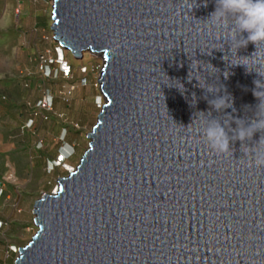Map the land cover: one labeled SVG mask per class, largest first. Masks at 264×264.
<instances>
[{
    "label": "water",
    "instance_id": "obj_1",
    "mask_svg": "<svg viewBox=\"0 0 264 264\" xmlns=\"http://www.w3.org/2000/svg\"><path fill=\"white\" fill-rule=\"evenodd\" d=\"M216 7L52 1L55 44L101 61L102 105L78 164L35 201L13 264H264V132L225 153L202 136L209 119L231 136L264 114V43L245 44ZM222 96L232 107L218 112Z\"/></svg>",
    "mask_w": 264,
    "mask_h": 264
},
{
    "label": "crops",
    "instance_id": "obj_2",
    "mask_svg": "<svg viewBox=\"0 0 264 264\" xmlns=\"http://www.w3.org/2000/svg\"><path fill=\"white\" fill-rule=\"evenodd\" d=\"M29 41L32 43L31 38ZM32 45L33 57L29 54L27 58L32 64L31 71L39 74L36 68L38 55ZM39 76L25 78L19 85L18 97L11 100L7 97V108L0 103V223L6 224L0 228V264H13L15 257L6 258L5 253L8 247L17 246L15 241L28 231L29 224L32 225L35 201L30 192L37 187L42 191L48 186V164L55 160L62 147L59 140L66 128L57 117L43 120L41 114H33L32 107L48 90V84L41 79L34 81ZM1 96L0 100L6 98ZM7 109L9 114L5 115ZM55 113L63 118L66 115L57 110ZM30 120L33 125L26 129Z\"/></svg>",
    "mask_w": 264,
    "mask_h": 264
},
{
    "label": "rangeland",
    "instance_id": "obj_3",
    "mask_svg": "<svg viewBox=\"0 0 264 264\" xmlns=\"http://www.w3.org/2000/svg\"><path fill=\"white\" fill-rule=\"evenodd\" d=\"M51 16V0H0V96H6L4 100H0V103L5 105V108H7V97H10V100L12 99V97H18L17 92L19 89V85L24 82L25 78H32L36 75L39 76V74L34 73L35 70L31 71L32 69L30 68L32 64H29L27 58L29 54L31 57H33L34 53L31 50L33 45L31 41H29V39L31 38V33L27 32L30 31L31 28H34V26L38 23L39 25H43L42 22L46 23L45 28L41 31V38L44 42H48L50 44L49 48H46L44 50H48L46 53L48 60H51L49 62H52L54 60L53 53L57 45L52 40L53 32L51 31ZM71 60L75 64L76 68L78 67L81 70L85 67L88 69V71L86 72L85 85L88 86L91 90V95H88V87H84L85 85L80 84L79 88L75 87V90L72 92L71 96L68 97L69 101L67 102L70 104L72 102V99H77L75 97L83 96L89 103L88 107V104L85 101H82L81 103L78 101L76 102V105H74V113L75 109H78L79 119H81V121L84 120V126H79L78 131L80 134H72L76 141H78L82 156L83 152L87 149L88 144L87 140L85 139V135L89 133V131L95 124V118L99 112L98 109L97 111H94L91 114L87 113L88 111L91 112L90 104H92V98L95 104H97L95 102L96 98L100 99L99 85L97 81L99 78L98 71L101 68L102 64L99 58L91 55H84V58H82L81 60H74L72 58ZM73 73H75V70L71 71V73H69V75L66 76L64 79H69L70 75ZM39 77L37 78V80L34 81L40 80L41 76ZM30 80L33 81L32 79ZM45 84H48V94L53 96L57 95L59 97L56 101V110L68 113L67 107L63 106L61 103H58V100H62L60 93H65L66 87L68 88L71 86L65 85V89L61 92H59V90H55V86L58 84L56 79L51 75L49 76L48 81H45ZM74 93L75 96H73ZM4 113L5 115L9 114L8 109ZM74 113H72L73 117H75L76 115ZM51 116L55 117L53 115ZM84 117L87 119L85 120ZM79 159H77L76 165L78 164ZM58 170L60 174H62V172L70 170V168H59ZM59 178L54 177L53 179H50V177L48 176V182H51L56 189V182ZM30 193L32 194L30 197L34 201L39 200L41 198V195L43 194L38 187L32 190ZM24 214L28 213L24 212ZM34 233L35 229L31 224H29L28 231L21 234L20 240L15 241L17 246H12V248L17 252L18 248L24 247L29 242L30 238L33 236ZM16 252L8 253L7 258H9L10 256L16 257Z\"/></svg>",
    "mask_w": 264,
    "mask_h": 264
},
{
    "label": "clouds",
    "instance_id": "obj_4",
    "mask_svg": "<svg viewBox=\"0 0 264 264\" xmlns=\"http://www.w3.org/2000/svg\"><path fill=\"white\" fill-rule=\"evenodd\" d=\"M216 4V11L212 14L211 18L215 17L217 21L222 24L227 23L230 19L231 24L229 26L231 28L239 31L240 34H247L246 38L242 37L245 44L251 42L257 46V44L264 43V0H216ZM64 53L66 52L56 46L54 50L55 59L53 60L54 63L57 64V68L61 72L63 78L66 77L64 75V70H66V58ZM45 57H47V54ZM81 73L85 75L82 71ZM45 92H48V90ZM95 102L97 104L101 103L102 105L101 98H96ZM209 103L211 107L218 112L232 107L230 100L226 98V96L215 98L209 101ZM261 103H264V101L260 100L257 109H259ZM97 104L94 103L95 106ZM96 108L98 107L96 106ZM233 111H235V109H233ZM236 121H243V123L237 124ZM235 123L237 126L235 129L231 130L233 134L229 136L228 131L225 129V125L222 126L217 119H209L202 129V136L208 147L217 153L229 152L231 150L229 147L230 140H239L242 146L246 140H251L254 133L258 131L264 132V114H260L259 112L254 114V117L247 122L243 119H236ZM62 137L63 135L59 140V142L62 143V147L59 149L55 160L50 162L51 166L48 165V167H52L53 170L69 168L67 162L74 156L73 146L63 143ZM257 144H264V137L261 136ZM255 164L257 166H264V153H258L256 155ZM70 170L72 171L73 169L70 168ZM70 170H67L66 173L68 174L71 172ZM9 248L6 253H10Z\"/></svg>",
    "mask_w": 264,
    "mask_h": 264
},
{
    "label": "trees",
    "instance_id": "obj_5",
    "mask_svg": "<svg viewBox=\"0 0 264 264\" xmlns=\"http://www.w3.org/2000/svg\"><path fill=\"white\" fill-rule=\"evenodd\" d=\"M41 3V2H40ZM43 25H39L36 24L34 26V28H31L30 31H28L27 33H31V40H32V43L34 44L35 46V49H36V56L41 54V55H46L47 51H44L46 48H49L50 44L48 42H44L41 38V31L45 28V24L44 22H42ZM34 31V32H33ZM33 37V39H32ZM56 48V47H55ZM64 56L66 58V65H65V68L66 70L71 73V71L75 70V73L71 74L70 75V78L69 79H64L61 72L58 70L57 68V64L54 63V61L52 62H49L51 60H48V71L50 73V75L52 77H54L57 81V84L59 85H56L55 86V90H59V92H61L62 90L65 89V85H68V86H73V87H78L81 85H85L86 84V74L83 75L80 71V69L76 66L75 64L73 63V61L71 60V57L67 54V53H64ZM53 58L55 59V55L53 53ZM84 87H88V86H84ZM67 88V87H66ZM89 89V94L88 95H91V90L90 88L88 87ZM53 96V95H52ZM73 96H75V93L73 94ZM54 99H53V104H52V110L55 112V110L57 109L56 107V101L57 99L59 98L57 95H54L53 96ZM77 99H72L71 103H67L69 100H66L63 99L61 97L62 100H58V103H61L63 106H66L67 107V110H68V113H66V115L64 114V116L66 117V119L69 121V122H73V123H76L78 124L80 127H83L84 126V120L81 121V119H79L78 117V109H75V113H74V108L76 105V102H87L86 99L83 97V96H79V97H75ZM74 102V104H73ZM87 107L89 106V103L87 102ZM90 111H88L87 113L88 114H91L93 113L94 111H97L98 108H96V106L94 105V101H93V98H92V104H90ZM77 111V113H76ZM64 112V111H62ZM72 113L76 114L75 117H73ZM81 116V115H80ZM85 118V117H84ZM87 118H85L86 120ZM86 125V124H85ZM73 133H76V134H80L79 131H76V130H73L71 128H68L66 127L64 132H63V137H62V142L63 143H66L68 145H72L73 146V150H74V156L67 162V166L69 168H74L76 166V161L77 159H79L81 157V150H80V147L78 145V141H76V139L74 138V136H72ZM66 172V171H65ZM65 172H62V174H60L59 170L58 169H54L52 172H49L48 176L50 177V179H53L54 177H65L67 175V173ZM55 191V187L52 185L51 182H48V186H46L43 190H42V193H47V194H50V193H53ZM6 258H7V253H6ZM7 261V259L5 260ZM6 264H12L10 262H7Z\"/></svg>",
    "mask_w": 264,
    "mask_h": 264
},
{
    "label": "built area",
    "instance_id": "obj_6",
    "mask_svg": "<svg viewBox=\"0 0 264 264\" xmlns=\"http://www.w3.org/2000/svg\"><path fill=\"white\" fill-rule=\"evenodd\" d=\"M37 70H38V72H39V74L41 76V80L43 82L48 81V78L50 76V73L48 71V57H45L44 55H38V57H37ZM81 71L84 74H86L88 69L84 67V68L81 69ZM99 71H100V69H99ZM99 71H98V73H99ZM48 73H49V76H48ZM64 75L68 76L69 72L67 70H64ZM74 90H75V87H73V86L68 87V88H66V92L65 93H60V95L66 101V100H68V97L71 96V94H72V92ZM53 99H54V97L52 95L48 94V92H45L44 95H43V98L40 101H38L35 104V106L32 107V109L35 110L33 112V114L34 115L37 114V113L41 114L42 117H43V120H47V119L49 120L51 115H53V116L57 117L58 119H60L62 121V124L65 127H68V128H71L73 130L78 131L79 130V125L78 124L73 123V122H69L67 119L63 118V116L57 115V114L54 113V111L52 110ZM98 105H100V106H98ZM96 106L98 108H100L101 107V103H98ZM47 115H48V117H47ZM32 125H33V121L30 120L25 125V128L26 129H30L32 127ZM48 165H50V164H48ZM52 170H53L52 167H48L47 168L48 173L51 172ZM1 193L2 192H0V196H1ZM4 226H6V224L0 223V228H3ZM9 252L15 253L16 251L12 247H10L9 248Z\"/></svg>",
    "mask_w": 264,
    "mask_h": 264
},
{
    "label": "bare ground",
    "instance_id": "obj_7",
    "mask_svg": "<svg viewBox=\"0 0 264 264\" xmlns=\"http://www.w3.org/2000/svg\"><path fill=\"white\" fill-rule=\"evenodd\" d=\"M52 1H53V0H51V3H52ZM84 55H90V54H88V53H87V54H83V55H82V58H84ZM99 76H100V74H99Z\"/></svg>",
    "mask_w": 264,
    "mask_h": 264
}]
</instances>
